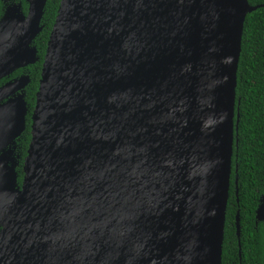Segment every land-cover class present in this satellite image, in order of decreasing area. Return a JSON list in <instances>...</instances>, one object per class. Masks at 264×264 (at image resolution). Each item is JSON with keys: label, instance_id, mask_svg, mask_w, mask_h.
Returning <instances> with one entry per match:
<instances>
[{"label": "water", "instance_id": "95a60500", "mask_svg": "<svg viewBox=\"0 0 264 264\" xmlns=\"http://www.w3.org/2000/svg\"><path fill=\"white\" fill-rule=\"evenodd\" d=\"M25 1V13L9 3L0 16V79L36 61L46 0ZM257 8L264 4L59 0L19 187L14 140L28 77L0 85V264L43 254L83 262L92 252L98 264L118 252L111 264H220L242 24ZM142 196L152 209L128 211ZM262 213L260 204L255 218ZM234 227L238 235V212Z\"/></svg>", "mask_w": 264, "mask_h": 264}, {"label": "trees", "instance_id": "16d2710c", "mask_svg": "<svg viewBox=\"0 0 264 264\" xmlns=\"http://www.w3.org/2000/svg\"><path fill=\"white\" fill-rule=\"evenodd\" d=\"M249 6L264 4V0H246ZM59 0H46L40 20L41 30L31 45L35 49L36 61L22 69L15 70L5 81L26 74L28 84L24 88L27 107L25 128L19 138L21 157L25 155L29 140V114L34 103L42 57ZM9 3L19 4L22 13L26 11L25 0H0V16ZM235 107L238 122L236 147L232 148L231 172L228 197L225 207L220 264H237V241L234 233V215L238 212L240 264H255L260 261L264 242V229L256 234L250 232L253 211L262 195L264 198V8H257L244 17L240 39V52L236 68ZM234 165L236 170L234 172ZM236 177V200L232 181Z\"/></svg>", "mask_w": 264, "mask_h": 264}, {"label": "bare ground", "instance_id": "6f19581e", "mask_svg": "<svg viewBox=\"0 0 264 264\" xmlns=\"http://www.w3.org/2000/svg\"><path fill=\"white\" fill-rule=\"evenodd\" d=\"M119 197H120V196H119ZM128 197H129L128 195H125V200L128 199ZM143 198H144L143 196H142V197H138V200L136 201V202H137L136 205H135L134 207H131V205H130V208H128V211H132V210H134L135 207H137V206H144V207H145V211H144V209H143L142 207H140L139 210L142 212V214H144V213H148V212L152 209V206H153V205H151V204L148 202V197L145 196V199H146L145 202L143 201ZM129 203H130V202H128V206H129ZM98 206H99V208L101 207L100 204H99ZM132 206H133V205H132ZM3 207H4V204H3V203H0V211L3 209ZM91 207H92V206H91ZM98 211H99V210H98ZM128 211H127L126 214H128ZM143 211H144V212H143ZM99 212H100V211H99ZM106 217H107L106 214L99 215V219H98V220H100V218H104L105 220H107ZM125 218H126V217H125ZM116 220H117V222H119V221H123L124 219L118 217ZM107 222H109V221H107ZM107 227H109L108 224H103V228H107ZM134 227L136 228L137 231H139V232L141 231V232H142V238H144V236L146 235V232H143V230H144L143 226L140 225V224L133 225L132 229H133ZM141 241H142V240H139V243H140ZM94 245H96V244H94ZM52 256H53V255H52ZM89 256H90V257H88V256L86 255V260L84 259L83 262H78V261L76 260V257H77V256H75V255H73V254H69V256H67V258H66L67 260H64V259H63V260H60V259H57V260H56V263H57V264H87V263H88V260H90V263H91V264H98V262H100V261L97 262L96 254H95L94 252L90 253ZM46 257H47V255H46V254H43V255H42V256H41V257L35 262V264H47V262H49V264H55L54 261H50V260H48ZM119 258H120V252L115 253V255H113V254L108 255V256L105 257L104 264H111V263H113V262H117V261L119 260Z\"/></svg>", "mask_w": 264, "mask_h": 264}, {"label": "flooded vegetation", "instance_id": "af4514ba", "mask_svg": "<svg viewBox=\"0 0 264 264\" xmlns=\"http://www.w3.org/2000/svg\"><path fill=\"white\" fill-rule=\"evenodd\" d=\"M5 1H8V0H5ZM21 134H20V136H18L14 140L15 141V145H16V148L14 150V154L18 155V157L15 158V166H14L13 174H14L15 184H16L17 187L20 186V184L22 182V175H23V173L21 171V164H22V158L23 157H21L20 142H19V138L21 137ZM232 189H233V195H234V198H235V196H236V188L234 189L233 181H232ZM234 200H235V203H236L237 202L236 198ZM260 204H262L264 206V198H263L262 195L259 197V199L257 201V206L260 205ZM257 206H256V208H257ZM256 208L253 211V221H252L250 232L248 233L249 237L251 235H253V234H256L257 231H258V228H263L264 229V213H262L261 215H258V218H255V210H256ZM238 228H239V225H238ZM234 230H235V227H234ZM234 233H235V231H234ZM235 236H236V241H237V258H236V260H237V264H240L239 263V260H240V254L239 253H240V251H239V242H238L239 241V232H238V235H236V233H235ZM230 264H234V261H231ZM255 264H264V242L262 243V247H261V258H260V261L258 263H255Z\"/></svg>", "mask_w": 264, "mask_h": 264}]
</instances>
